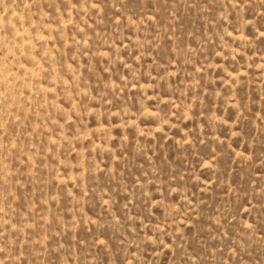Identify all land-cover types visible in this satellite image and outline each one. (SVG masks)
I'll return each mask as SVG.
<instances>
[{
	"label": "rangeland",
	"instance_id": "obj_1",
	"mask_svg": "<svg viewBox=\"0 0 264 264\" xmlns=\"http://www.w3.org/2000/svg\"><path fill=\"white\" fill-rule=\"evenodd\" d=\"M0 264H264V0H0Z\"/></svg>",
	"mask_w": 264,
	"mask_h": 264
}]
</instances>
